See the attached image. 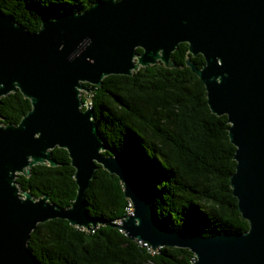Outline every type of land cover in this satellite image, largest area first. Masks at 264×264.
<instances>
[{"label":"water","instance_id":"obj_1","mask_svg":"<svg viewBox=\"0 0 264 264\" xmlns=\"http://www.w3.org/2000/svg\"><path fill=\"white\" fill-rule=\"evenodd\" d=\"M180 43L211 113L227 117L235 147L229 184L248 223L243 233L167 229L141 170L102 142L93 108L81 109L80 94L104 77L178 67L171 54ZM197 55L200 67L190 59ZM16 91L30 109L16 125L0 121V264H39L27 248L37 224L62 219L94 230L84 197L98 166L119 180L130 202L117 224L128 239L153 251L187 249L192 264H264V0H105L44 20L35 32L0 10V98ZM55 147L66 150L74 169L76 194L66 208L46 194L21 192L15 181L34 165L56 166Z\"/></svg>","mask_w":264,"mask_h":264},{"label":"trees","instance_id":"obj_2","mask_svg":"<svg viewBox=\"0 0 264 264\" xmlns=\"http://www.w3.org/2000/svg\"><path fill=\"white\" fill-rule=\"evenodd\" d=\"M105 0H0V10L35 32L44 20L66 12L80 13ZM137 48L136 53L140 54ZM187 44L171 54L175 68L162 64L141 67L131 76L109 75L89 94H80L81 109L93 108L102 142L142 172L157 220L169 230L194 228L202 236L243 233L232 196L235 147L229 142L226 116L211 113L202 82L185 65ZM200 67L201 55L190 57ZM87 86V84H84ZM30 109L18 91L0 98V121L16 125ZM109 155L107 151L103 152ZM54 167L34 165L27 176L17 175L21 192L66 208L76 194L74 169L67 152L55 147ZM84 204L92 231L54 219L37 224L27 248L39 264H192L187 249L161 247L128 239L117 224L130 209L119 180L95 170Z\"/></svg>","mask_w":264,"mask_h":264},{"label":"rangeland","instance_id":"obj_3","mask_svg":"<svg viewBox=\"0 0 264 264\" xmlns=\"http://www.w3.org/2000/svg\"><path fill=\"white\" fill-rule=\"evenodd\" d=\"M83 93H84V94H89V93H87V92H84V91H83Z\"/></svg>","mask_w":264,"mask_h":264},{"label":"bare ground","instance_id":"obj_4","mask_svg":"<svg viewBox=\"0 0 264 264\" xmlns=\"http://www.w3.org/2000/svg\"><path fill=\"white\" fill-rule=\"evenodd\" d=\"M138 242H140V241H138Z\"/></svg>","mask_w":264,"mask_h":264},{"label":"built area","instance_id":"obj_5","mask_svg":"<svg viewBox=\"0 0 264 264\" xmlns=\"http://www.w3.org/2000/svg\"><path fill=\"white\" fill-rule=\"evenodd\" d=\"M153 251V250H152Z\"/></svg>","mask_w":264,"mask_h":264}]
</instances>
